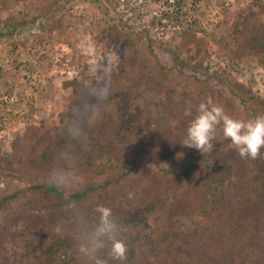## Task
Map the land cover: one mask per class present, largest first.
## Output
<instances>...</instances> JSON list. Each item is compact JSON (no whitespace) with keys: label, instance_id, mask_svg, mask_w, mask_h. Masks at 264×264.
I'll return each mask as SVG.
<instances>
[{"label":"rangeland","instance_id":"rangeland-1","mask_svg":"<svg viewBox=\"0 0 264 264\" xmlns=\"http://www.w3.org/2000/svg\"><path fill=\"white\" fill-rule=\"evenodd\" d=\"M201 102L264 115V0H0V264H95L98 206L104 264H264V149L181 145Z\"/></svg>","mask_w":264,"mask_h":264},{"label":"clouds","instance_id":"clouds-1","mask_svg":"<svg viewBox=\"0 0 264 264\" xmlns=\"http://www.w3.org/2000/svg\"><path fill=\"white\" fill-rule=\"evenodd\" d=\"M110 66L104 70L105 78L110 75ZM110 89L107 85L95 87L93 94L98 101L108 97ZM90 118L99 119L102 115L99 103L93 106ZM222 124L223 135L229 138L232 145L242 158L255 159L264 149V115H259L247 122L232 118L224 114L218 107H209L201 102L198 106V115L191 121L186 130V135L181 145L195 148L202 153L207 149H213V139L216 136L217 126ZM68 135L77 138L82 134V128L75 123H70L67 129ZM96 211L99 222L88 234L84 243L80 246V252L96 257L95 264H104L97 253L110 244V255L113 260L123 261L126 259L127 245L119 236L120 225L113 217L112 210L105 206H98Z\"/></svg>","mask_w":264,"mask_h":264},{"label":"trees","instance_id":"trees-1","mask_svg":"<svg viewBox=\"0 0 264 264\" xmlns=\"http://www.w3.org/2000/svg\"><path fill=\"white\" fill-rule=\"evenodd\" d=\"M45 192L46 193H51V194H58V195H64L65 193L61 190H59L57 187L55 186H48V187H45L44 188ZM88 190H85L83 191L82 193L80 194H69L68 196L70 198H73V199H79V198H82L84 197L86 194H87ZM211 196H214L211 194Z\"/></svg>","mask_w":264,"mask_h":264}]
</instances>
